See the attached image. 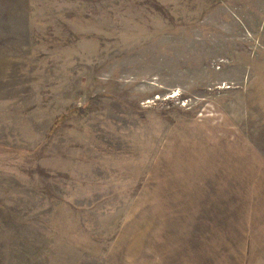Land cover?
<instances>
[{
    "label": "rangeland",
    "instance_id": "obj_1",
    "mask_svg": "<svg viewBox=\"0 0 264 264\" xmlns=\"http://www.w3.org/2000/svg\"><path fill=\"white\" fill-rule=\"evenodd\" d=\"M0 264H264V0H0Z\"/></svg>",
    "mask_w": 264,
    "mask_h": 264
},
{
    "label": "crops",
    "instance_id": "obj_2",
    "mask_svg": "<svg viewBox=\"0 0 264 264\" xmlns=\"http://www.w3.org/2000/svg\"><path fill=\"white\" fill-rule=\"evenodd\" d=\"M180 227H181L180 231H182L183 228H184V223H181V226H180ZM189 230H190V231H189ZM193 230H194V229L192 228V226H190V228L188 229V232H191V231H192V232H195V231H193ZM189 235H190V234H189ZM194 236H195V235H194ZM191 239L193 240V237H192ZM192 240H191V241H192Z\"/></svg>",
    "mask_w": 264,
    "mask_h": 264
}]
</instances>
